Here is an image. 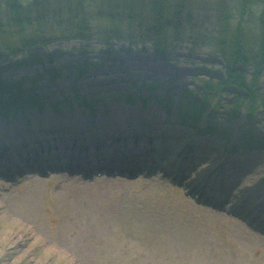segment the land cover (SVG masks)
Listing matches in <instances>:
<instances>
[{
    "label": "rangeland",
    "instance_id": "obj_1",
    "mask_svg": "<svg viewBox=\"0 0 264 264\" xmlns=\"http://www.w3.org/2000/svg\"><path fill=\"white\" fill-rule=\"evenodd\" d=\"M227 1L232 7L240 4V0ZM236 13L233 12V25L240 17ZM255 17L256 14L246 20L252 19L255 23ZM80 44L76 40L63 41L49 50L71 51ZM121 47L122 44L116 45L109 56L97 47L88 58L100 61L98 69L89 71L76 84L64 65L71 59V53L58 58L52 66L43 67L21 66L4 57V66L10 64L4 68L5 80L21 86L26 93L30 90V94L38 96V103L19 111L14 118L0 117L1 128L24 118L30 120L31 126L37 115L44 117L45 112L64 121L72 111L69 97L76 92L80 94L77 101L83 118L90 116L84 105L88 97H91L87 103L90 110L101 108L95 99L102 100L106 108L112 107L111 113L106 112L111 114L108 116H121L130 109L120 97L122 92H131L133 83L155 81L173 92L167 95L160 90L162 96L157 95L158 103L151 97L147 109L161 111L163 103L168 101L162 97H171L170 120L163 124L168 125L177 118L178 123L170 128L186 131L181 143L191 133L183 115L187 109L192 112L191 107L186 104L183 107L182 102L189 99L198 110L202 106V95L209 96L205 100L206 112L196 126L198 133L202 132L200 139L217 143L215 158L197 160L190 171L193 176L181 184L159 174L148 177L149 170L133 172L126 164L122 169H107V175L93 180L62 169L35 167L30 169L31 173L21 169L9 175L0 170V264H264V234L258 232L257 223L249 215L254 207L252 202L264 194V150L254 147L229 157L224 168L231 194L226 201L221 202L219 194H212L207 200V193L195 195L187 185L196 186L201 178H213L220 158L227 154L221 153L224 139H216L210 133L224 137L221 134L233 132L238 145L245 143L243 140L248 139V133L264 139V107H260L253 124L249 125L246 107L242 108L243 115L233 116L232 95L221 92L220 100L218 92L209 93L205 82L213 80L216 84L225 79L221 58L209 55V49L202 48L193 57L179 50L180 60L169 62L156 57L149 45H138L130 51ZM84 58L77 54L71 61ZM51 68H57L61 75L52 80L45 72ZM38 75L41 77L33 85ZM247 79H251V74ZM258 87L262 88L259 94L264 95V73ZM18 88L13 87V92L18 93ZM141 101L146 106V100ZM140 107V102L131 106L137 110ZM97 113L99 115V111ZM143 116L151 118L143 111H136L132 118L137 121ZM63 121L59 124L63 125ZM143 124H147L146 121L139 125ZM152 125L157 123L152 120L148 126ZM181 147L179 142L176 147L170 146L163 162L165 166ZM16 167L13 165L12 169Z\"/></svg>",
    "mask_w": 264,
    "mask_h": 264
},
{
    "label": "trees",
    "instance_id": "obj_2",
    "mask_svg": "<svg viewBox=\"0 0 264 264\" xmlns=\"http://www.w3.org/2000/svg\"><path fill=\"white\" fill-rule=\"evenodd\" d=\"M234 11L240 14L235 25L231 24ZM255 14V23L246 20ZM72 40L81 42L79 47L71 51L49 50L56 43ZM118 44L127 51L149 45L156 57L169 62L180 60L179 50L193 57L202 48L209 49V55L221 58L225 70V79L216 84L213 80L205 82L209 93L218 92L220 100L221 92L232 95L233 116H240L246 107L249 125L260 107H264V95L259 94L262 88L258 87L264 73V0H240L233 7L227 0H0V114L15 116L38 103V96L30 94V90L26 93L21 86L5 80L4 68L10 64L4 66V57L21 66L43 67L52 66L58 58L71 53V59L64 65L77 82L89 71L98 69L100 61L88 58L97 47L109 56ZM77 54L85 57L84 60L71 61ZM45 72L52 80L61 75L57 68ZM248 74H251L249 81ZM38 77L41 76L34 78L33 85ZM13 87H19V92L14 93ZM160 90L165 94L173 92L155 81L133 83L131 92H135H122V97L134 103L138 99L148 100L156 93L154 98L158 100L157 95L162 96ZM79 95L76 92L77 98ZM202 96L198 110L193 101L182 102L183 107L186 104L192 109L183 115L185 125L196 128L202 119L207 108L205 100L209 97ZM162 98L168 100L165 107L170 109L171 97ZM224 134L221 135H230ZM247 136L254 146L264 148V139L250 133ZM252 147L249 144L248 149Z\"/></svg>",
    "mask_w": 264,
    "mask_h": 264
},
{
    "label": "bare ground",
    "instance_id": "obj_3",
    "mask_svg": "<svg viewBox=\"0 0 264 264\" xmlns=\"http://www.w3.org/2000/svg\"><path fill=\"white\" fill-rule=\"evenodd\" d=\"M128 113L126 115H129L130 117L127 118L126 116L123 117V118H120V117H116L118 121L115 122V120L113 119H107L108 117L107 116H102V113L100 114V117L98 118V121H97V125L98 126H103L105 129L104 130H101V135H109V134H114V133H117V128H116V123H118L120 120L124 121L129 124V123H133L134 124V120H131V116L134 114V111H131V110H127ZM148 114L152 115L150 116L151 117V120H153V122L157 123V125H154V128L155 127H166L168 128V130H164L166 133L170 134V135H176V140L177 142H179L180 146H182L180 148V151H181V157H183V164H184V167H185V170H191L192 169V166H196L198 163L197 160H201V159H206V158H209L210 157H213V159L215 158L214 156V150L217 149V143L216 144H213V143H210V142H207L205 140V142H199V141H194L192 142L191 144H189L188 146H186L187 143H189L190 140H186L185 138V142L183 141V143H181L182 139L184 137V132H186L184 130V132L182 131L183 129H180L178 128L179 130H176L175 129H172L175 124L178 123L177 118L174 117V119L170 122V124L168 125H165L163 124V121L164 120H170L169 116H165V114H161V111H151L149 110L147 112ZM160 113V114H158ZM50 113L49 112H45V115L44 117H39L37 115V122L35 125V128H41L42 126L43 127H52L55 125V119L49 115ZM76 115H81V111L79 112H76ZM79 118V117H78ZM143 117L140 118V121L137 122V124H140L141 122L143 121H146V120H143ZM42 126H41V125ZM15 125V126H14ZM10 126H12V128H8V130L4 133V129L5 127H3V129L1 128L0 126V131L3 130L2 134L0 135H3L0 137V170L3 171V174H7L9 175L10 173H13V171L15 170V172H17V170H19V168H15V169H12L14 163L17 161V162H25L24 161V158L27 159L28 162H32L38 169H42L41 168V164H39L38 162L36 161H32V157H31V154H34L36 155V153L39 154L40 157L43 156V153L46 155H49L50 151H51V147L52 145L48 144L46 141H41V145L39 147H36L34 146L33 144H31L30 142L27 143V140L24 142L21 138H18L16 135L18 134H21L22 132L24 133L25 131V127H22L19 123H17L16 121L12 122L10 124ZM19 126V127H18ZM115 126V128H114ZM172 127V128H170ZM19 128V129H18ZM35 128H29L28 131L32 130V129H35ZM78 128V127H77ZM170 128V129H169ZM74 126L71 124V126L69 128H66V129H60L59 131L56 132V130L54 132H52L53 134L50 135V140L52 138H56L55 140L53 139L51 142H55V141H59L58 140V136L62 133V131H65V134H68L65 138L63 136V140L62 142H60V144H62L63 142H66L67 144L68 143H71V140H70V137H71V133L72 132H69V130H74ZM89 131V130H87ZM56 132V133H55ZM1 133V132H0ZM140 137L142 134H139ZM12 138H11V137ZM79 135L75 136V137H78ZM174 136H172L174 138ZM87 138H89V136H87ZM12 139V140H11ZM91 139L90 142L88 140L87 142V145H91V144H97V140L95 139H92V138H89ZM212 139V138H211ZM22 141L24 143V146L21 150H14V152H17V154L15 153H12L11 149L8 148V146L10 145L9 142H16V143H19V141ZM108 140V139H107ZM111 142H107L106 145L108 146H111L113 147L116 143H115V140L113 139H110ZM33 141V140H32ZM103 141H106V138H104ZM157 140H154V139H150L148 143H146L145 146H143L141 148V151H142V154H146L147 150L148 149H151V145L150 144H154V142H156ZM158 144V143H157ZM178 145V144H177ZM206 148H210L211 151L209 150H205L204 147ZM71 148L75 149L76 151H79L80 149L83 148V145L80 141V144L78 146H72ZM105 148H107L105 146ZM158 149V147L156 148ZM39 151V152H37ZM43 151V152H42ZM155 152V151H154ZM31 160V161H30ZM26 161V162H27ZM115 162H120L121 163V160H119V157H116L115 159ZM223 162V158H220L219 163H222ZM8 163V166L9 167H12L10 168V170L8 169V166H6ZM205 163V162H204ZM203 163V164H204ZM208 165V164H207ZM224 165H227V163H224ZM28 166V165H27ZM212 166V165H211ZM54 169H59L61 168L58 164H55L54 166H52ZM27 168H32V166H28ZM49 168V167H48ZM223 167H219V169H222ZM29 169H27L28 171ZM250 171V170H248ZM201 185L203 186V188H207L209 186V184H207L206 182H202ZM208 192L209 193H214L215 191H220L218 190V188H215V187H208L207 188ZM264 198V197H262ZM246 205V204H245ZM263 208V207H262ZM256 210L258 211H261V206H258L256 208Z\"/></svg>",
    "mask_w": 264,
    "mask_h": 264
}]
</instances>
